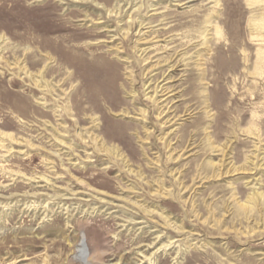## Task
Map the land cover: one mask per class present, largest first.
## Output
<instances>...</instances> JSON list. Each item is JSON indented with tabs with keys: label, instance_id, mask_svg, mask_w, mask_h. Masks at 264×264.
Here are the masks:
<instances>
[{
	"label": "rangeland",
	"instance_id": "1",
	"mask_svg": "<svg viewBox=\"0 0 264 264\" xmlns=\"http://www.w3.org/2000/svg\"><path fill=\"white\" fill-rule=\"evenodd\" d=\"M0 264H264V0H0Z\"/></svg>",
	"mask_w": 264,
	"mask_h": 264
},
{
	"label": "bare ground",
	"instance_id": "2",
	"mask_svg": "<svg viewBox=\"0 0 264 264\" xmlns=\"http://www.w3.org/2000/svg\"><path fill=\"white\" fill-rule=\"evenodd\" d=\"M261 61V60H260ZM262 64V63H261ZM260 68V67H259ZM32 75V74H31ZM38 82V81H37ZM37 85H39V84H37ZM42 85V84H41ZM111 152H113V150L112 149H109ZM115 151V150H114ZM115 152H117V151H115ZM114 153V152H113ZM83 249H84V247H83V244H81V243H79L78 244V246H77V253L79 254V255H82V254H84V251H83Z\"/></svg>",
	"mask_w": 264,
	"mask_h": 264
}]
</instances>
